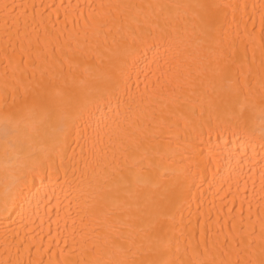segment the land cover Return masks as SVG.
Listing matches in <instances>:
<instances>
[{
  "label": "bare ground",
  "instance_id": "1",
  "mask_svg": "<svg viewBox=\"0 0 264 264\" xmlns=\"http://www.w3.org/2000/svg\"><path fill=\"white\" fill-rule=\"evenodd\" d=\"M0 264H264V0H0Z\"/></svg>",
  "mask_w": 264,
  "mask_h": 264
}]
</instances>
